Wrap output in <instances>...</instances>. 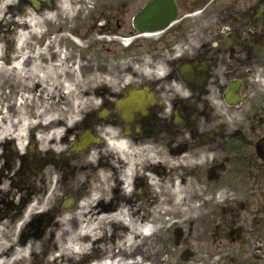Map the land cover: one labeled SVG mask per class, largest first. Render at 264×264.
I'll list each match as a JSON object with an SVG mask.
<instances>
[{
  "label": "flooded vegetation",
  "instance_id": "obj_1",
  "mask_svg": "<svg viewBox=\"0 0 264 264\" xmlns=\"http://www.w3.org/2000/svg\"><path fill=\"white\" fill-rule=\"evenodd\" d=\"M64 32L84 108L60 135L2 118L0 264H58L81 222L163 226L183 264H264V0H0L7 99Z\"/></svg>",
  "mask_w": 264,
  "mask_h": 264
},
{
  "label": "bare ground",
  "instance_id": "obj_2",
  "mask_svg": "<svg viewBox=\"0 0 264 264\" xmlns=\"http://www.w3.org/2000/svg\"><path fill=\"white\" fill-rule=\"evenodd\" d=\"M47 58L44 57L43 61ZM54 59V58H52ZM51 59V60H52ZM61 60V59H60ZM59 60V61H60ZM38 58H33L29 67L28 72L36 73L38 72ZM61 64H56L54 67H59ZM50 71L52 68H48ZM63 74V71L58 70L55 75ZM64 81H69L68 78L64 77ZM66 118H70V112L66 110L64 114ZM68 121V120H67ZM147 226V233L150 232L151 226ZM131 227V225L129 226ZM133 228V229H132ZM130 228L127 234H122L119 236V245H116L113 249H108V245L104 244L102 248V253L99 258H96L95 261H91L88 264H146L151 252L148 246L143 245L144 236L140 234L138 230H135L134 227ZM91 235L88 233H84L81 238L79 234V230H77V235L75 239L70 238V254L79 257L82 253H84V248L82 245H85V240H90ZM115 241L113 242V244ZM90 245H94V241L89 242ZM116 244V243H115ZM144 246V249L142 248ZM144 255V256H143Z\"/></svg>",
  "mask_w": 264,
  "mask_h": 264
},
{
  "label": "rangeland",
  "instance_id": "obj_3",
  "mask_svg": "<svg viewBox=\"0 0 264 264\" xmlns=\"http://www.w3.org/2000/svg\"><path fill=\"white\" fill-rule=\"evenodd\" d=\"M63 48L57 49L54 53H58L59 51H63ZM66 50L63 52L66 55ZM61 65H65V58L61 59ZM55 62V61H54ZM66 66V65H65ZM69 67V65H67ZM59 70V69H58ZM50 78L53 79L51 83H46L43 82L41 83H36L41 84L39 88V93L42 96V101L39 104V108L43 110H47V113L43 112L42 114L48 115L49 117L52 118H59L61 114L66 113L64 111L63 113L53 111L54 109H62V110H70V84H62L63 82L58 79V76H50ZM40 82V81H38ZM33 88V85H31ZM76 108L79 107L77 105V102L74 105ZM153 243L155 246L149 244V248L151 250V254H153L155 257L152 259L153 264H175L176 259L175 258H167L163 252L166 251V247H163L161 249V244L158 239H154ZM117 245V244H116ZM113 245L109 242L108 243V249H113ZM101 248H99L98 251H100ZM101 252V251H100ZM167 258V259H165ZM162 261V263H160ZM151 263V260L148 264Z\"/></svg>",
  "mask_w": 264,
  "mask_h": 264
}]
</instances>
